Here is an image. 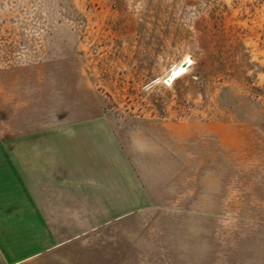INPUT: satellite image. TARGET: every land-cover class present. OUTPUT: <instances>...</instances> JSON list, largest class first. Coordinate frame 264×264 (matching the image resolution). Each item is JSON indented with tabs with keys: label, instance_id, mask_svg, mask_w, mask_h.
<instances>
[{
	"label": "rangeland",
	"instance_id": "obj_1",
	"mask_svg": "<svg viewBox=\"0 0 264 264\" xmlns=\"http://www.w3.org/2000/svg\"><path fill=\"white\" fill-rule=\"evenodd\" d=\"M98 112L148 196L98 264H264V0H0V128Z\"/></svg>",
	"mask_w": 264,
	"mask_h": 264
},
{
	"label": "crops",
	"instance_id": "obj_2",
	"mask_svg": "<svg viewBox=\"0 0 264 264\" xmlns=\"http://www.w3.org/2000/svg\"><path fill=\"white\" fill-rule=\"evenodd\" d=\"M12 123L0 128V264H98L115 221L148 207L123 136L102 112Z\"/></svg>",
	"mask_w": 264,
	"mask_h": 264
},
{
	"label": "bare ground",
	"instance_id": "obj_3",
	"mask_svg": "<svg viewBox=\"0 0 264 264\" xmlns=\"http://www.w3.org/2000/svg\"><path fill=\"white\" fill-rule=\"evenodd\" d=\"M190 62H191V59L190 57L187 56L180 63L174 65L169 70L165 78V82L169 84L171 81L179 77L186 70V67L190 64ZM176 73H179V75H177Z\"/></svg>",
	"mask_w": 264,
	"mask_h": 264
},
{
	"label": "snow or ice",
	"instance_id": "obj_4",
	"mask_svg": "<svg viewBox=\"0 0 264 264\" xmlns=\"http://www.w3.org/2000/svg\"><path fill=\"white\" fill-rule=\"evenodd\" d=\"M177 75H179V73H176Z\"/></svg>",
	"mask_w": 264,
	"mask_h": 264
}]
</instances>
